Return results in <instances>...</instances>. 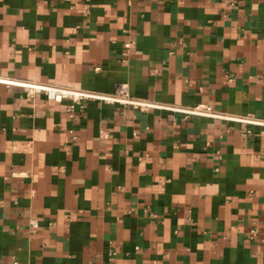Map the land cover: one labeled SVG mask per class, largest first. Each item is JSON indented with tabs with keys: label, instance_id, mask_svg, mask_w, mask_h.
I'll return each mask as SVG.
<instances>
[{
	"label": "crops",
	"instance_id": "1",
	"mask_svg": "<svg viewBox=\"0 0 264 264\" xmlns=\"http://www.w3.org/2000/svg\"><path fill=\"white\" fill-rule=\"evenodd\" d=\"M0 264H264V0H0Z\"/></svg>",
	"mask_w": 264,
	"mask_h": 264
},
{
	"label": "built area",
	"instance_id": "2",
	"mask_svg": "<svg viewBox=\"0 0 264 264\" xmlns=\"http://www.w3.org/2000/svg\"><path fill=\"white\" fill-rule=\"evenodd\" d=\"M129 43H125L127 47ZM16 83L15 81L7 80V83ZM23 84V86L28 90L29 94L44 92L47 94L48 98L53 102H60L63 98L68 97L73 100V103L69 105V109L73 108L74 103H79L81 99L84 98H99L105 101H118L123 103H134L133 99L130 98L127 91V85L125 83H120L117 86L119 95H103L95 92L85 91V90H75L68 87L41 84L37 82L24 81L17 82ZM186 113L191 114H202V115H214L212 107L206 103L200 102L184 110ZM38 226V223H35Z\"/></svg>",
	"mask_w": 264,
	"mask_h": 264
}]
</instances>
